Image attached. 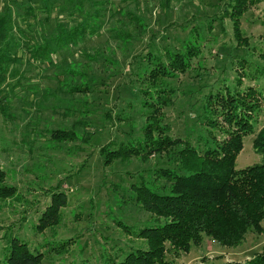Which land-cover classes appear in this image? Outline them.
<instances>
[{"label":"rangeland","instance_id":"rangeland-1","mask_svg":"<svg viewBox=\"0 0 264 264\" xmlns=\"http://www.w3.org/2000/svg\"><path fill=\"white\" fill-rule=\"evenodd\" d=\"M27 2L0 0V12L9 8L16 23L7 45L16 59L8 64L0 86V169L5 184L16 189L13 198L0 202V264L12 238L42 254L40 264H110L145 250L146 242L136 236L139 230L164 223L133 204L130 187L141 179L156 186L157 172L170 168L167 159L133 157L106 166L101 154L109 143L114 150L141 137L145 121L129 72L139 66L137 78L143 79L148 45L152 52L162 46L178 49L188 39L201 46L192 70L167 82L177 93L174 107L165 110L171 135L192 140L198 152L204 144L197 136L206 131L193 119V109L187 110L195 100L186 97L202 87L222 85L223 78L234 86L242 74L241 89L258 92L259 109L252 132L242 138L234 169L263 164L253 140L264 127V62L259 57L264 50V0L248 3L238 19L246 45L237 44L232 21L222 15L228 0H33L34 18L27 16L26 23L34 32H26L34 36L32 47L47 46L46 55L34 62H27L28 42L18 31ZM117 9L135 22L128 14L111 18ZM201 23L204 30L195 35L191 28ZM91 26L94 34H76ZM207 26L212 30L205 32ZM53 131L73 132V140L57 141ZM58 192L66 197L59 224L38 231L42 213ZM261 227L262 233L249 232L236 248L204 237L200 247L171 253L166 261L244 264L264 247V220Z\"/></svg>","mask_w":264,"mask_h":264},{"label":"trees","instance_id":"trees-1","mask_svg":"<svg viewBox=\"0 0 264 264\" xmlns=\"http://www.w3.org/2000/svg\"><path fill=\"white\" fill-rule=\"evenodd\" d=\"M251 2L253 0H228L223 4L222 15L232 21L237 44L246 45L239 31L238 19ZM32 3L33 0H28L25 4V16L21 15V21L18 22V31L28 42L25 48L30 61L27 62H34L46 55L47 51V46H31L34 36L30 34L34 30L26 22L27 16L34 18ZM119 12L122 11L113 10L111 18L128 14ZM128 19L135 22V17L130 14ZM15 25L10 9L4 8L0 12V86L6 79L8 64L16 59L10 57L7 48ZM197 26L191 28L195 35L197 30H204L202 23ZM206 30L211 31V26H207ZM94 32L91 26L78 30L76 34L79 36V33L88 35ZM166 47L162 46V51L152 52L151 45H148L146 68L141 72L142 80L138 81L137 78L139 66L135 65L136 69L131 67L129 72L140 97L136 100L138 111L145 121L141 137L133 140L130 138V142L114 150H109L114 146L109 143L101 150L106 166L115 160L126 161L133 157L145 162L150 157L167 159L170 168L157 172L156 186L151 184L149 187L141 179L130 187L133 204L156 218L164 219V223L139 230L136 236L146 242L145 250L131 251L122 261L110 264H169L166 261L167 255L179 251L188 253L191 247H200L204 237L212 239L223 248L232 249L241 245L249 232L260 234L263 230L264 162L243 170L234 169L235 159L242 150V138L252 132L253 114L259 109L258 92L252 88L241 89V74L234 86L228 85L223 78L222 85L216 87L212 84L194 91L193 95L185 94L188 95L186 101L195 100L191 101L187 110L193 109L192 112L196 113L193 119L206 131L205 136H197L198 141L204 144V150L198 152L192 140L171 135L170 125L165 123V110L174 107L177 93L167 82L177 80L192 70V60L200 55L201 46L197 41L188 39L178 49ZM259 57L264 62V50ZM240 66L243 69V63ZM139 85L143 88L140 89ZM201 89L207 92L200 93ZM75 91L87 92L85 88H75ZM193 103H197L196 107ZM185 108L180 106L182 112ZM215 131L221 135L220 138L216 137ZM51 136L57 141L73 140V132L53 131ZM253 148L264 158V127L255 135ZM5 178V172L0 169V202L16 194L14 187L5 184ZM65 205L66 197L63 193L53 194L50 204L39 219L37 230L57 226L60 209ZM41 261L42 254H33L27 244L16 238L9 241L4 264H40ZM244 264H264V247Z\"/></svg>","mask_w":264,"mask_h":264}]
</instances>
